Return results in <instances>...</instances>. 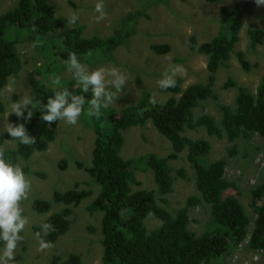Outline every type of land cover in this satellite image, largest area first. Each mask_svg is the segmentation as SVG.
I'll use <instances>...</instances> for the list:
<instances>
[{"label":"trees","instance_id":"obj_1","mask_svg":"<svg viewBox=\"0 0 264 264\" xmlns=\"http://www.w3.org/2000/svg\"><path fill=\"white\" fill-rule=\"evenodd\" d=\"M256 7L255 0H236L233 8L220 10L223 33L205 43H199L195 37L189 39V49L207 57L209 76L205 83H194L184 88V80L176 77L175 87L162 89L169 95L168 99L156 100L155 106L151 103V95L144 92L135 105L122 109L120 113L107 108L102 109L99 119L90 118L95 134L91 165H77L100 188L88 210L102 213L101 264H210L233 254L246 240L251 250L264 254V183L251 193V205L256 214L251 227L252 222L239 198L230 194L238 188L226 177L227 160L209 162L211 143L185 135L188 130L201 128L210 136L226 137L230 142L255 134L264 137V75L256 93L241 87L233 106L218 104L222 115L220 123L210 115L195 116V110L201 104L218 99L214 89L217 74L228 65L233 55L236 54L245 71L251 69L245 53L237 52L236 47L245 17L252 16ZM143 18H149L145 10L130 12L111 36L85 38L83 27L72 26L56 15L51 0H19L13 9L0 15V113L5 112L1 94L10 78L22 70L18 45L25 35L38 41L42 50L54 53L52 72L56 74L68 68L70 53H75L83 64L92 58L115 61V52L131 41ZM247 35L250 49L256 50L264 44L263 30L249 27ZM153 50L164 55L170 51V46L154 45ZM49 85L42 81L34 82L41 93V104H46L48 98L54 96ZM71 86L75 87L72 94L84 95L86 101L91 99V91L84 93L82 87L75 83ZM235 86L231 81L225 84L226 88ZM84 107H88L87 103ZM8 119L14 125L23 123L28 133L36 138L34 145L13 142L14 147L5 150L6 157L13 163L18 162L17 157L29 160L34 154L45 152L56 139L59 122L49 125L42 121L39 110L34 111L31 121L15 114ZM149 121L170 142L172 153L165 158L149 154L138 159H124V132ZM11 139L7 134L0 143ZM183 153L187 154V161L195 170L196 189L200 196L190 197L184 207L172 213L160 202L166 206L167 197L174 190L175 178L169 162L178 160ZM59 167L65 169L66 163L61 162ZM138 171L153 172L155 190H134L139 185ZM177 175L185 179L186 171L180 169ZM92 195V190L78 187L64 192L55 191L52 202L66 207L51 214L44 222L55 227L46 239L54 244L64 236L70 228L71 208ZM52 202L36 199L32 209L38 214H47L51 211ZM203 204L210 208V221L198 235L189 229L190 211ZM152 216L161 224L149 230L147 220ZM38 231H41V225L34 227V233ZM53 264L83 263L79 255L70 254L66 259L55 257Z\"/></svg>","mask_w":264,"mask_h":264},{"label":"rangeland","instance_id":"obj_2","mask_svg":"<svg viewBox=\"0 0 264 264\" xmlns=\"http://www.w3.org/2000/svg\"><path fill=\"white\" fill-rule=\"evenodd\" d=\"M18 2L19 0H0V15L13 9ZM97 2L100 0H51L56 15L62 20L69 22L68 18L72 13L79 14V20L75 24L83 27L85 38L111 36L130 12L145 10L149 16L148 19L140 20L137 33L131 41L115 52V61H99L92 58L86 64L89 71L101 67H117L128 76L129 81L118 94V99L108 107L120 113L122 109L135 105L144 92H148L155 100L168 99L169 95L158 86L157 81L162 78V73L169 64L182 65L186 70L184 74L177 75L184 80V88L194 83H205L209 76L207 57L190 50L189 39L195 37L199 43H205L223 33L220 10L224 7L233 8L236 0H102L106 18L100 22H96L99 15L95 11ZM69 24L73 26L70 22ZM249 27L264 31V6L256 7L252 16L245 17L241 39L236 47L237 52L245 53L251 69L245 71L236 54L233 55L228 65L222 67L217 74L214 89L218 99L201 104L195 110L196 118L210 115L220 123L222 115L218 104L233 106L241 87L252 93L257 92L264 75V44L256 50L250 49L247 35ZM154 45H168L170 51L164 55L157 54L153 50ZM18 53L22 70L17 76L10 78L1 94L5 112L0 113V128L3 127V117L10 110L13 101L19 100L23 95H32L35 101L40 100L41 93L34 86V82L51 84V81L59 76L62 87L68 88L71 93L75 88L71 86L72 83L80 86L68 68L53 73L52 66L56 58L54 53L42 50L41 44L31 40L28 35H25L18 45ZM229 81L236 86L226 88L225 84ZM7 134L0 132V139ZM185 135L192 139H206L211 143L209 162L227 160L226 177L235 182L238 188V191H230V194L239 198L252 227L256 214L251 205V193L264 183V137L255 134L230 142L226 137L210 136L201 128L196 131L188 130ZM124 138V159H138L149 154L165 158L172 153L170 142L158 133L150 121L145 125L129 128L124 132ZM94 141L91 120L82 115L75 126L59 122L56 139L45 152L34 154L29 160L19 161L23 170L27 169L24 172L31 182V192L28 200L22 203L29 226L22 233L25 239L18 245L15 264H53L55 257L66 259L70 254L79 255L83 264L102 263V213H91L88 210L100 188L90 175L77 165H91ZM0 146L7 150L13 148L14 143L6 140L3 144L0 143ZM61 162L66 163L65 169L59 167ZM169 163L171 174L175 178L174 190L167 197L168 204L165 206L160 202V205L174 213L184 207L190 197L200 195L196 189L195 170L187 161V154L183 153L178 160ZM180 169L186 171L185 179L177 175ZM136 176L139 185L134 187L135 191L155 190L152 171H138ZM77 187L92 190L94 195L79 206L71 208L73 214L70 217L69 231L59 238L52 248L38 251L39 241L35 237L34 227L44 224L51 214L66 207L52 202L53 193ZM36 199L52 202L51 211L47 214L36 213L32 209ZM190 219L189 229L200 235L210 221L209 206L203 204L193 208L190 211ZM160 224L161 221L154 216L147 220L149 230L159 227ZM3 246H0V249ZM210 264H264V254L251 250L246 240L236 252Z\"/></svg>","mask_w":264,"mask_h":264},{"label":"clouds","instance_id":"obj_3","mask_svg":"<svg viewBox=\"0 0 264 264\" xmlns=\"http://www.w3.org/2000/svg\"><path fill=\"white\" fill-rule=\"evenodd\" d=\"M255 4L257 7L264 6V0H255ZM95 11L99 13L96 22L106 18L102 0L96 3ZM68 19L71 24H75L79 20V14L72 13ZM35 30L33 28V31ZM88 55L91 56V52ZM67 64L68 71L82 87V91L84 93L91 91V99L86 101L84 95L72 94L68 88L62 87L61 78L55 77L49 85L54 96L49 97L46 104L35 101L32 95H23L19 100L10 104V110L3 117V127L0 128V132H7L12 137L9 141L27 146L36 143V138L28 133L23 123L14 125L9 122L10 115L15 114L18 118L31 121L34 111L39 110L42 121L49 125L52 122H64L75 126L82 115L99 119L102 109H107L109 105L116 102L118 94L129 81L128 76L117 67H101L89 71L88 66L81 63L75 53L69 54ZM185 71L182 65L169 64L162 73V78L157 81L158 86L165 90L175 87L177 75H182ZM8 90L11 91V88ZM86 103L88 107L85 111ZM151 103L153 106L156 105L155 98L151 100ZM25 111H27V116H25ZM20 160L21 158L17 157L18 162H11L6 157L5 147L0 146V242L4 245L0 249V264H15L14 258L18 245L25 239L22 233L29 226V219L24 215L22 203L29 198L31 182ZM53 231L55 227L52 224L41 225V231L35 233L39 241L38 251L53 247L52 242L46 239Z\"/></svg>","mask_w":264,"mask_h":264}]
</instances>
